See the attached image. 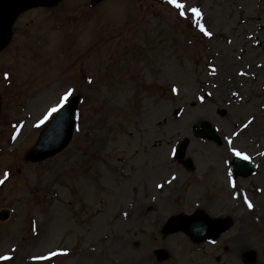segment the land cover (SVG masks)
Here are the masks:
<instances>
[{
  "label": "rangeland",
  "instance_id": "374dc122",
  "mask_svg": "<svg viewBox=\"0 0 264 264\" xmlns=\"http://www.w3.org/2000/svg\"><path fill=\"white\" fill-rule=\"evenodd\" d=\"M177 2L20 15L0 51V264H264V0ZM67 92L81 98L72 143L28 163ZM202 122L221 146L194 134ZM185 139L194 172L173 155ZM235 152L254 176L231 178ZM198 210L231 229L214 243L164 233Z\"/></svg>",
  "mask_w": 264,
  "mask_h": 264
},
{
  "label": "water",
  "instance_id": "95a60500",
  "mask_svg": "<svg viewBox=\"0 0 264 264\" xmlns=\"http://www.w3.org/2000/svg\"><path fill=\"white\" fill-rule=\"evenodd\" d=\"M59 1L60 0H0V50L8 42L10 28L21 12L32 7L56 5ZM97 1L99 0H94V2ZM77 104V99H73L65 107L62 115L50 123L37 146L28 154V161L32 163L41 162L60 153L69 145L73 135ZM201 131L202 133L204 132L209 139L217 140V136L214 131L209 128V125L203 124ZM187 146V141L182 144L178 152L180 158L185 156ZM188 164L190 168L193 169L191 160H188ZM232 168L235 176L241 175L247 177L252 174L255 166L251 163L236 160ZM1 216L2 219H6L8 214L3 213ZM167 228L169 232L182 229L196 241L201 242L215 239L220 233L227 230L228 225L225 222H221L220 224L215 223L207 216L198 214L185 223L178 224V222H172ZM161 256L162 258H166L167 254L161 253ZM253 256V254L252 256L248 255L250 261L253 260Z\"/></svg>",
  "mask_w": 264,
  "mask_h": 264
},
{
  "label": "snow or ice",
  "instance_id": "6c2138e0",
  "mask_svg": "<svg viewBox=\"0 0 264 264\" xmlns=\"http://www.w3.org/2000/svg\"><path fill=\"white\" fill-rule=\"evenodd\" d=\"M170 3H173L175 5V7L177 9H183L185 8V5L178 3L177 0H169ZM194 14H196L197 16L200 15L199 11L196 9H193ZM181 15H183V13H181ZM202 32H204L205 35H210L209 32L206 31L205 28L201 27L200 29ZM72 96V92H67L63 97H62V103L60 104V108H63L65 106V104H67L70 101V97ZM59 111V108H53L52 112H57ZM235 156L240 157L243 160H247L248 157L247 156H241V154L239 152H235L234 153ZM0 183H3V181H0ZM249 207H252L251 204H249ZM5 259H9L8 257H5Z\"/></svg>",
  "mask_w": 264,
  "mask_h": 264
},
{
  "label": "bare ground",
  "instance_id": "6f19581e",
  "mask_svg": "<svg viewBox=\"0 0 264 264\" xmlns=\"http://www.w3.org/2000/svg\"><path fill=\"white\" fill-rule=\"evenodd\" d=\"M249 127H250L251 129H253L255 133H256V132H259V128H260V127H259V125H257V122L249 123V124H248V127H247L244 131H246ZM251 129H250V130H251ZM251 132H252V131H251ZM248 133H250V131H249ZM154 175H155V173H154ZM136 209H137V208H136ZM128 211L131 212V213H134V210L129 209ZM124 216H127L128 218L131 219V216L128 214V212H125V213H124ZM245 248H246L245 246L239 244L237 247H235V249H233V251H234V252H237V251H240V250H244Z\"/></svg>",
  "mask_w": 264,
  "mask_h": 264
}]
</instances>
